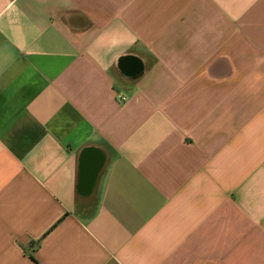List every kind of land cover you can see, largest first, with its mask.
<instances>
[{
  "label": "crops",
  "instance_id": "obj_1",
  "mask_svg": "<svg viewBox=\"0 0 264 264\" xmlns=\"http://www.w3.org/2000/svg\"><path fill=\"white\" fill-rule=\"evenodd\" d=\"M0 264H264V0H0Z\"/></svg>",
  "mask_w": 264,
  "mask_h": 264
},
{
  "label": "built area",
  "instance_id": "obj_2",
  "mask_svg": "<svg viewBox=\"0 0 264 264\" xmlns=\"http://www.w3.org/2000/svg\"><path fill=\"white\" fill-rule=\"evenodd\" d=\"M117 100L118 101H123V100H125V96L124 95H118L117 96Z\"/></svg>",
  "mask_w": 264,
  "mask_h": 264
}]
</instances>
